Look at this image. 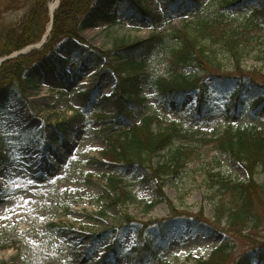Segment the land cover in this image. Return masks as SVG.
<instances>
[{
	"label": "rangeland",
	"instance_id": "1",
	"mask_svg": "<svg viewBox=\"0 0 264 264\" xmlns=\"http://www.w3.org/2000/svg\"><path fill=\"white\" fill-rule=\"evenodd\" d=\"M200 1L201 7H192L191 11L174 8L170 0L144 1V6L155 16H161L160 23L147 21L128 2L133 10L128 19L121 18L114 26L98 20L83 33V37L93 47L111 51L114 43L121 39L140 42L152 36L171 35L187 25L194 28L200 23L222 18L242 33V70L249 74L258 73L254 78L264 83L262 15L255 13L263 28L251 25L254 17L250 7L231 9L226 0ZM116 12L114 9L113 13ZM23 15L24 9L11 10L6 11L3 19L11 23L21 20ZM172 46L173 43L169 42L148 58L146 77L142 78L146 82L142 95L147 100L142 110L160 120L156 130L178 126L190 135L207 137H219L236 128L264 130V109L255 114L246 104L239 112H228V96L214 88L209 99L213 111L205 119H193L196 106L193 93L165 107V100L148 80L170 73L168 53ZM217 53L222 71L216 74L238 71L232 64L231 55L223 53L221 46ZM56 55L69 60L68 64L62 65L66 77L62 76L61 70L54 77L47 69L41 68L34 88L24 93L14 89L10 100L0 105V262L110 264L104 261L108 246L117 239L126 251L141 244L138 232L146 230L145 225L172 216L171 206L185 217L197 216L198 219L200 211H204V217L212 218L215 193L211 192L205 174L196 171L194 166H189L179 177L168 182L164 189L168 202L146 212L147 204L156 201V180L150 179L142 184L141 176L134 171L122 169L102 156L107 144L97 132L102 125L99 117H113L115 108L101 98L109 97L116 87L114 74L106 69L105 60L88 54L75 42L62 43L56 49ZM186 71L192 77L205 76L197 69ZM90 89L96 90L98 99L87 107L83 96ZM78 114H84L82 123L77 119ZM135 116L136 123H139L140 114ZM210 149L211 146L207 148ZM163 154L167 155L168 151ZM159 159L161 157L156 160ZM220 161L218 170L223 175L238 181L247 180L239 162L227 156L221 157ZM120 172H124L123 179L133 189L136 201L124 207H109L112 194L103 177ZM259 181L262 182L263 178ZM129 218L136 224L127 230ZM203 231L183 227L172 234L165 245L160 244L156 256L151 257L152 264H196L208 260L225 235ZM149 234L150 231L147 238L151 236ZM143 236L146 239V234ZM231 240L235 247L231 258L234 263L242 253L257 246L258 241H264V226L254 234L253 241L244 237ZM116 263L127 264V259L119 256Z\"/></svg>",
	"mask_w": 264,
	"mask_h": 264
},
{
	"label": "trees",
	"instance_id": "2",
	"mask_svg": "<svg viewBox=\"0 0 264 264\" xmlns=\"http://www.w3.org/2000/svg\"><path fill=\"white\" fill-rule=\"evenodd\" d=\"M49 1L0 0V61L42 40L50 23ZM144 1L61 0L54 15L48 43L41 50L7 60L1 65L0 105L10 100L14 89L24 93L34 88L41 68L47 69L54 77L61 69L62 76L66 77L62 64L69 61L57 58L56 63V49L64 40L77 42L86 48L88 54L105 60L106 69L116 77V87L110 97L105 99L116 110L115 122L111 123V119L105 116L99 117L102 125L97 132L107 144L102 156L122 169L134 171L141 176L142 184L150 179L156 180V201L147 204L146 212L150 213L161 203L168 202L164 192L168 182L179 177L189 166L205 174L211 192L215 193L212 218L204 217V211L198 215L200 221L197 216L196 219L185 217L171 206L172 216L145 225L146 230L138 232L142 238L141 244L126 251L119 241H115L106 248L104 261L117 264L116 260L121 255L127 259V264H152L151 257L157 254L160 244H166L173 233L186 227L204 230L211 235H225L210 258L196 264H264V241H258L257 246L242 253L234 263L231 262L235 251L231 239L244 237L253 241L254 234L264 226V131L258 128H236L229 129L219 137H207L190 135L178 126L156 130L159 119L142 110L147 102L142 95L146 83L142 78L146 77L148 58L172 42L168 53L170 73L148 80L150 86L165 100V107L172 101H181L188 93H194L197 105L193 119H204L213 111L209 99L210 91L214 88L218 93L228 96V112H239L248 104L258 114L264 109V83L254 78L258 73L249 74L242 70V33L219 18L214 22L200 23L194 28L187 25L171 35L152 36L140 42L131 43L121 39L114 43L111 51L93 47L83 38L82 34L98 20L114 25L120 18L128 19V15L133 14L129 4L147 21L153 23L156 20L160 23L161 17H155L144 6ZM170 1L174 8H188L189 11L192 7H201L200 0ZM225 3L231 9L250 7L255 19H251L252 26H260V19L255 18V13H260L264 19V0H226ZM17 9H24L22 19L7 23L3 15L6 11ZM114 9H117L116 13H113ZM219 46L223 53L231 55L237 72L216 74L222 71L217 53ZM189 69L200 70L205 76L197 78L187 75L186 70ZM94 95L95 90L85 93L87 104L95 99ZM137 113L141 117L140 123L135 121ZM77 119L83 121L84 116L78 114ZM59 127L64 126L59 124ZM209 146L211 149L207 150ZM165 151H168L167 155L163 154ZM224 156L242 165L247 174L246 181L234 180L218 170L220 158ZM159 157L161 159L156 160ZM123 176L124 172H120L103 177L107 179L112 194L109 207H124L136 201L133 189L125 183ZM260 178H263L262 182ZM128 223L136 224L131 218ZM149 231L151 236L145 239L143 234Z\"/></svg>",
	"mask_w": 264,
	"mask_h": 264
},
{
	"label": "bare ground",
	"instance_id": "3",
	"mask_svg": "<svg viewBox=\"0 0 264 264\" xmlns=\"http://www.w3.org/2000/svg\"><path fill=\"white\" fill-rule=\"evenodd\" d=\"M57 2H58V0H53L51 3H50V8H51V10L53 11V9L56 7V5H57ZM230 103V100H229V102H228V104ZM227 104V105H228ZM246 106V105H245ZM247 106H248V104H247Z\"/></svg>",
	"mask_w": 264,
	"mask_h": 264
},
{
	"label": "water",
	"instance_id": "4",
	"mask_svg": "<svg viewBox=\"0 0 264 264\" xmlns=\"http://www.w3.org/2000/svg\"><path fill=\"white\" fill-rule=\"evenodd\" d=\"M50 30H51V29H50ZM45 40H46V37H45L44 41L42 42V44L45 43Z\"/></svg>",
	"mask_w": 264,
	"mask_h": 264
},
{
	"label": "snow or ice",
	"instance_id": "5",
	"mask_svg": "<svg viewBox=\"0 0 264 264\" xmlns=\"http://www.w3.org/2000/svg\"><path fill=\"white\" fill-rule=\"evenodd\" d=\"M4 218H7V217H4Z\"/></svg>",
	"mask_w": 264,
	"mask_h": 264
}]
</instances>
